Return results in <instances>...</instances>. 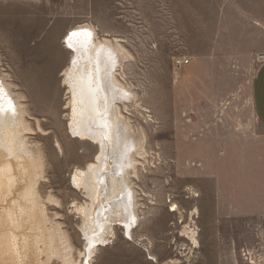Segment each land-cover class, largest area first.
<instances>
[{"label":"rangeland","instance_id":"obj_1","mask_svg":"<svg viewBox=\"0 0 264 264\" xmlns=\"http://www.w3.org/2000/svg\"><path fill=\"white\" fill-rule=\"evenodd\" d=\"M80 24L128 50L116 68L132 91L117 103L133 137L144 135L142 155L132 142L118 152L136 218L111 220L109 207L97 208L98 242L83 231L79 209L92 202L74 178L100 145L70 130L63 74L73 61L67 37ZM261 55L264 0H0V75L26 96L28 138L47 163L39 194L69 232L74 264H264V206L246 197L250 174L264 171V126L250 95ZM182 57L190 63L178 70Z\"/></svg>","mask_w":264,"mask_h":264},{"label":"bare ground","instance_id":"obj_2","mask_svg":"<svg viewBox=\"0 0 264 264\" xmlns=\"http://www.w3.org/2000/svg\"><path fill=\"white\" fill-rule=\"evenodd\" d=\"M67 42L74 50L73 61L63 71L64 84L70 88L69 128L81 139L88 138L100 145L94 163L91 161L85 169H79L74 178L75 185L92 202L79 206L84 217L83 231L86 236H92L90 240L98 242L103 237L96 233V225L101 220L97 208L105 211L109 207L111 220L124 211L128 220L136 218L130 212L133 204L126 201L131 195L123 198L124 191L131 189L133 183L124 181L119 173L122 158L118 152L119 146L122 150L132 142L142 155L144 135L141 132L137 138L133 137L129 116L123 114L117 103L118 99L126 100L132 91L127 84L120 86L116 68L117 64L120 68L124 66L129 58L128 50L118 41L101 39L88 24L73 29ZM25 98L8 82L7 75H0V264H48L42 259L45 252L60 256L66 264H74L78 258H74L71 236L60 222L48 218L39 194L38 185L46 177L47 163L42 146L28 138L27 132L33 126ZM127 107L126 104L125 110ZM134 153L129 154L132 172L138 171L139 164ZM47 198L54 200L51 194ZM101 216L105 219L106 212ZM88 245L90 249L92 246ZM83 254L85 257L87 252Z\"/></svg>","mask_w":264,"mask_h":264},{"label":"crops","instance_id":"obj_3","mask_svg":"<svg viewBox=\"0 0 264 264\" xmlns=\"http://www.w3.org/2000/svg\"><path fill=\"white\" fill-rule=\"evenodd\" d=\"M252 82L250 92L252 96V110L260 124L264 126V61H262L256 70ZM244 180L247 181L246 178ZM248 183L249 185L247 184L246 189L247 199L251 203H254L255 207H257V203L260 206H264V171L258 167V173H251L248 178Z\"/></svg>","mask_w":264,"mask_h":264},{"label":"built area","instance_id":"obj_4","mask_svg":"<svg viewBox=\"0 0 264 264\" xmlns=\"http://www.w3.org/2000/svg\"><path fill=\"white\" fill-rule=\"evenodd\" d=\"M261 56H262L260 57L261 61H264V55H261ZM188 63H190L189 57H182V58L177 59L174 65L178 70H180L182 69V67H185Z\"/></svg>","mask_w":264,"mask_h":264}]
</instances>
